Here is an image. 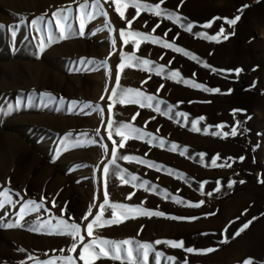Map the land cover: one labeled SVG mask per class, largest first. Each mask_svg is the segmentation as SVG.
Here are the masks:
<instances>
[{
    "label": "rangeland",
    "instance_id": "1",
    "mask_svg": "<svg viewBox=\"0 0 264 264\" xmlns=\"http://www.w3.org/2000/svg\"><path fill=\"white\" fill-rule=\"evenodd\" d=\"M139 3L159 4L162 15L143 7L137 15L129 6L122 18L113 0H99V8L97 0H0V193L11 190L12 201L0 209V264H65L60 257H78L92 239L87 224L104 203L105 167L109 204L102 219L121 213L111 204L165 216L135 213L95 226V236L152 244L147 264H156V252L163 253L160 264H264V0ZM237 15L235 26L226 22ZM215 17L226 19L204 26ZM122 29L158 40L129 36L125 44ZM126 88L153 99L141 97L143 107L120 103ZM122 124L142 134L124 140ZM28 200L42 207L20 221ZM60 218L80 224L84 241L52 232ZM17 221L22 226L8 227ZM156 240H183L197 251ZM208 248L215 250L199 251ZM95 264L129 261L123 253Z\"/></svg>",
    "mask_w": 264,
    "mask_h": 264
},
{
    "label": "snow or ice",
    "instance_id": "2",
    "mask_svg": "<svg viewBox=\"0 0 264 264\" xmlns=\"http://www.w3.org/2000/svg\"><path fill=\"white\" fill-rule=\"evenodd\" d=\"M113 2L115 3V11L123 18L125 13H124V9L131 6L133 8H135L137 10V15L139 14V10L143 7L149 11H153L154 14L156 16H161L162 15V11L160 9V5L157 4L154 7L151 5H147V4H141L139 3V0H128L127 3L123 2V0H113ZM161 2H163V0H161ZM184 0H181V5L182 6ZM178 6V7H179ZM85 7H87V5H81V9H84ZM95 7L99 8V0H97V4L95 5ZM247 7V5H244L241 9H238V11L242 12L243 8ZM97 14L99 15H107L106 13H104L103 11H99ZM165 15H168V18L171 19V14L168 13H164ZM93 17L91 15L87 16V19H92ZM42 19V18H40ZM216 19H226V18H220V17H215L213 18V21H210L209 23H207L206 25H204L205 27H210L211 24L216 20ZM240 16L237 15L232 19H226V22L231 25V26H235L236 23L239 21ZM33 24H37L38 21L34 20L32 21ZM128 27H131V23L132 21L129 20L128 22ZM159 25H157L158 27ZM4 27L3 25H0V28ZM191 25H188V30L191 31ZM84 28H85V18H81L80 20V34L84 33ZM60 32L63 33L64 32V28L63 26L60 27ZM225 29L223 27L220 28L219 30V34H224ZM13 35H15V32L13 31ZM119 35L121 37L124 38V43L127 44L129 41L127 39V37L132 36V37H138L142 40H147V39H155L158 40V38H150L147 35H145L142 32L139 31H125V30H120ZM212 40H217V36H212L210 37ZM228 37L225 35L224 39H227ZM114 43V42H113ZM137 48H139V43L137 42L136 44ZM165 47H175L173 44H165ZM176 51H183V49L180 48H176ZM124 59L127 60H131L133 59V57L126 55L124 57ZM143 63L145 65L149 64V61L144 60ZM127 66L126 63H122L121 65H119V68L121 71H123V69ZM240 70H236L237 74H239ZM159 74V73H157ZM179 75V73H173V76ZM116 86L117 88H120V79L119 76L116 79ZM197 87H202L201 85H196ZM211 91L214 92H219L220 89H211ZM46 97H50V94L45 93L44 94ZM120 103H123L125 99L128 100L129 103H140L141 107L144 106V104L141 102V97L144 100H147L149 102H151V100L153 99L152 96H144L143 93H141L139 90L136 89H130V88H126V89H121L120 91ZM112 96L115 100V98L117 97V93L113 92ZM75 103V102H73ZM148 106H151V104L149 103ZM112 105H109V110H111ZM102 111V109H101ZM234 110V114H235ZM200 119H203V117H201ZM240 122H236V126L232 127L231 129V135L235 136L237 135V127L239 126ZM220 127H223V125H221ZM112 124H108V139H112ZM121 129L127 130L126 133L124 131H120L118 129V134L121 135V137L126 140L128 139V137L130 136H135L138 134H142L141 130L135 127H132L129 124H122L121 125ZM199 130V129H197ZM82 135H87V134H82ZM224 136H227L228 133H223ZM94 142V141H93ZM162 143V142H161ZM113 144H116V141L113 140ZM119 147H124V144L121 143L119 145ZM173 147H176L175 145H173ZM125 160H134L136 159L135 157H129V156H123L122 157ZM243 159V158H241ZM115 160H116V153L113 152L112 153V163L115 164ZM143 163H148L147 161H141ZM213 163H215V161H213ZM103 174L105 177V182H104V203L102 205H100L99 207V211H100V215H97L95 217V219L91 222L87 224V236L88 237H92L91 242L90 243H84L83 244V248L79 254L78 257H73V256H67V257H60L59 259L63 260L65 262V264H76V260H80L83 261V264H95V261L97 259H103V258H111V259H122V254L126 253L127 254V258L129 261V264H147L148 262V257H149V253L151 251H154L152 244L150 243H139L136 241H133L131 239H127V240H123V241H112V240H108V239H104L98 236L94 235V227L95 226H107V225H114V224H119L121 222H123L124 219L126 218H131L134 217L135 213H140L142 215H146V216H165V213L163 212H149L146 209H143L140 206H128V205H124V204H111V209L116 210V209H120L122 210L121 213L119 215H117L115 212H113V218L110 220H104L102 219L103 214L105 212V206H107L109 204V198H108V192H107V176L109 174V168L105 167L103 168ZM123 178V177H122ZM139 179L136 176H132L131 180L135 181ZM125 182L127 183L128 181L125 180ZM264 182V181H262ZM10 183V181H9ZM147 183V182H145ZM241 183H243V181H241ZM11 190L5 191L3 193H0V196L4 197L5 199H0V209H3L5 207L6 203H12V201L6 199L9 196ZM131 195H129V199L131 198ZM27 206H34V207H27ZM27 206L25 208H22L20 210L19 213V220L22 221L25 218V215L32 212V211H39V209L42 207V205L37 204L35 201L33 200H28L27 201ZM53 206H55V202H53ZM198 206V205H196ZM62 211H66L65 209H62ZM85 219H87V217H85ZM172 219H185L183 217H172ZM255 219V218H254ZM251 224V221H249L248 223H246L237 233L236 235H239L240 232L244 231L247 227H249V225ZM13 226H22L19 221H17V223L15 225H8V227H13ZM52 232H56L58 234H65L70 236L74 241L79 240L80 242L84 241V236L81 235V225L77 224V223H69L67 220L60 218L59 219V223L55 226H52L51 228ZM227 242V241H225ZM156 245L159 244H167L169 246H171L172 248H180V249H185V251H187L188 253H193L195 251H197L196 249H193L191 247H187L185 248L184 245V241L180 240V241H176V240H156L154 242ZM133 245H135V247H133ZM78 247L77 243H73L71 248L69 249V251L75 253L76 249ZM215 249L212 248H208V249H204V250H199L202 253H210L212 251H214ZM135 253V256H134ZM157 259H156V264H160V257L163 256V253L161 252H156L155 253ZM168 260L170 261H174L175 258L174 257H167ZM48 264H55V261H50L48 262ZM245 264H252V262L246 261Z\"/></svg>",
    "mask_w": 264,
    "mask_h": 264
}]
</instances>
